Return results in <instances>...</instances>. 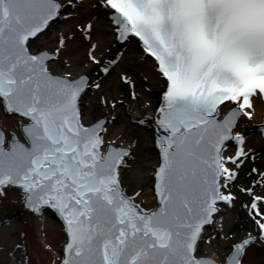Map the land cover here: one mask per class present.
<instances>
[{
    "label": "snow or ice",
    "instance_id": "snow-or-ice-1",
    "mask_svg": "<svg viewBox=\"0 0 264 264\" xmlns=\"http://www.w3.org/2000/svg\"><path fill=\"white\" fill-rule=\"evenodd\" d=\"M130 51L150 64L139 79ZM113 72L118 96L102 91ZM138 82L147 98L129 121L157 149L148 206L129 182L139 138L109 134ZM257 99L264 0H0V206L57 219L48 264H264ZM0 252L33 264L19 240Z\"/></svg>",
    "mask_w": 264,
    "mask_h": 264
},
{
    "label": "bare ground",
    "instance_id": "bare-ground-1",
    "mask_svg": "<svg viewBox=\"0 0 264 264\" xmlns=\"http://www.w3.org/2000/svg\"><path fill=\"white\" fill-rule=\"evenodd\" d=\"M81 3L87 6L90 3V0H81ZM125 67L130 69V74L135 72L137 78L146 74L150 70V64L145 62L143 65L138 64V54L135 51H130L127 54ZM109 87L111 92H108ZM125 89V90H124ZM126 92V88L122 87L118 82L116 73L113 72L112 76L107 77V80L104 81L102 86V91L107 92L111 96H118L120 92ZM137 92L139 93V99L137 100H125V107H127L129 113L122 110V108L117 107L115 110V115L118 120L121 121V124L118 127H113V130H110V135L121 136L125 142H128L130 139L139 138L141 149L143 145L149 144L150 137L148 136V130L144 131L140 127L130 126L126 124L127 118L130 116H139L143 110L141 105L143 101L147 98L144 92H141L139 82L137 84ZM155 88H153V94L151 99L155 102ZM98 93L89 91L85 96V104L87 107H93L96 104V97ZM122 111L124 114L122 115ZM264 116V110L260 107L259 102L256 100V119L259 120ZM0 119H8L7 116L0 113ZM127 125V127L125 126ZM111 129V128H110ZM252 139L256 144H260V136L254 134ZM140 153V150H138ZM155 163V159L147 154H139L137 161L133 164L132 170L129 173V182L132 183H143L144 184V193L141 195L140 200H142L145 206L151 204V195L149 191L148 184V175L150 172L152 164ZM137 169H142L145 173L143 180H137ZM19 204L9 205L7 208L0 206V220L5 217L9 218L5 226L0 227V243H7L9 246L13 241L19 240L21 243L27 245V249L32 256L33 264H41V261H44L48 264V257L52 255V250L45 247L46 243H51L53 248H58L61 242L60 229L58 225L52 222V219L47 216L37 217L30 214H24L21 218L18 217L16 211ZM227 215V214H226ZM16 220V224H13V221ZM20 231L25 232L24 237H18ZM254 259L257 261L261 260L264 257V248L256 246L254 253ZM4 255L0 252V260L4 259ZM40 258V260H39Z\"/></svg>",
    "mask_w": 264,
    "mask_h": 264
},
{
    "label": "rangeland",
    "instance_id": "rangeland-1",
    "mask_svg": "<svg viewBox=\"0 0 264 264\" xmlns=\"http://www.w3.org/2000/svg\"><path fill=\"white\" fill-rule=\"evenodd\" d=\"M122 91V90H121ZM121 125V122H117L115 125H114V127H118V126H120ZM148 150H149V148H147ZM147 154V153H146ZM149 154V153H148ZM147 154V155H148Z\"/></svg>",
    "mask_w": 264,
    "mask_h": 264
}]
</instances>
